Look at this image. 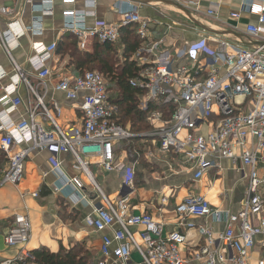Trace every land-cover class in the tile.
<instances>
[{
	"label": "built area",
	"instance_id": "built-area-1",
	"mask_svg": "<svg viewBox=\"0 0 264 264\" xmlns=\"http://www.w3.org/2000/svg\"><path fill=\"white\" fill-rule=\"evenodd\" d=\"M25 1L32 7L39 5L37 10L41 15L34 17L27 26L17 21L8 23L2 32L3 46L8 53L25 32L41 34L44 31L45 18L53 14L55 1L65 5L71 0ZM257 7L256 22L247 24L245 30L251 37L262 35L261 45L247 48L219 40V48L213 50L206 38H201L178 50L176 55L158 51L155 42L143 45L136 55L142 62L130 84L142 91L140 106L146 110L147 120L153 125L146 134L158 140L159 149L171 152L187 163L194 181H199L215 166V159L219 157L230 159L237 171L247 175L244 205L236 213L213 208L201 193H189L176 204L175 212L181 217H210L223 225L221 230L215 231L187 222V228H195L202 237V244L189 256L181 253V247L186 243V235L181 230L165 232L163 224L153 215L129 213V194L120 196L114 204L93 183L89 172L92 164L107 172L125 170V186L132 185L134 175L132 168H126L117 159L115 147L135 133L117 122V105L110 102L107 80L97 70L62 76L54 85V89L63 92L67 99L80 100L78 124L61 126L56 120L61 115V107L52 103L53 115L42 97L36 95L37 106L50 121V127L46 128L35 119V111L19 121H13L9 116L21 103L18 97L11 98V95L21 81H27L15 64L13 81L0 88V103L4 106L0 111V150L8 159V168L0 171V183L19 182L26 157L33 149L48 151L55 166L59 165V154H70L71 167L88 176L103 200L94 215L85 217V223L96 231L117 225L113 228V236H102V258L96 264H107L110 257L120 264H128L133 249L140 255V261L134 264H250L257 243L263 254L256 259V264H264V175L258 173V163L264 152V2ZM11 12L7 6L0 7L2 14ZM93 13L87 9L62 10L63 27L77 36L81 49L86 48L89 40L113 43L123 27L133 25L143 42L149 37V20L140 16L137 7L120 8L116 22L98 27L88 26L85 22L86 16ZM207 13L211 15L214 11L209 9ZM230 15L239 17L237 12ZM55 49V42L33 43L34 54L29 63L38 71L39 77L49 75L45 64ZM149 54L154 57L149 58ZM179 57L184 61L174 65ZM5 75V71L0 73V78ZM150 104L156 107L151 109ZM166 112L170 115L167 119L164 118ZM70 183L76 188L83 186L78 176L71 177ZM132 227L140 228V240L135 237ZM29 237L28 215L14 214L4 240L9 246H21L18 258L21 262L33 259L25 247ZM113 242L115 247H111ZM0 264H9V261Z\"/></svg>",
	"mask_w": 264,
	"mask_h": 264
},
{
	"label": "crops",
	"instance_id": "crops-1",
	"mask_svg": "<svg viewBox=\"0 0 264 264\" xmlns=\"http://www.w3.org/2000/svg\"><path fill=\"white\" fill-rule=\"evenodd\" d=\"M262 2L264 0H189V2L185 0H71L62 5L60 1H55L53 14L45 18L44 31L41 34L25 32L18 38L17 45L8 53L2 39V32L6 30L8 23L17 21L27 26L41 13L37 10L39 5L32 7L25 0H0V7L7 6L12 9L10 14L0 13V73L4 71L7 73L0 78V88L13 81L15 64L25 74L27 80L21 81L16 92L11 95V98L18 97L21 103L9 116L13 121H19L35 111V119L43 127L49 128V118L37 106L36 95H38L42 97L44 105L50 109L51 114L54 115L52 103H57L61 107V115L56 117L61 126L78 124L81 119L80 100L67 99L63 92L54 89L55 83L62 76L80 75L101 60L102 64L110 66L104 59L108 54L117 53L119 61L116 60V64L124 61L125 45L121 33L113 43L89 40L86 48L81 49L78 47L77 36L63 27V9L93 11L92 15L86 16L85 22L88 26L98 27L104 23L116 22L120 8L137 7L140 16L148 19L150 26L149 37L145 42L138 37L136 26L130 27L140 43L130 60L135 61L139 71L142 61L136 56L137 52L143 45H150L153 42L157 43L158 51H170L175 55L178 50L184 49L186 45L201 38H206L208 46L213 50L219 48V40H226L247 48L257 45L262 35L251 37L245 29L247 24L256 22L257 6ZM250 6H252L251 12ZM209 9L214 13L208 14ZM231 12L239 13V17H232ZM71 40H75L79 52L89 55V62L83 63L81 60H76L66 50L57 52L56 47L52 57L45 64L50 71L49 75L39 77L38 71L29 63V58L34 54L33 43L47 45L55 42L62 49L64 43ZM153 57L154 55L149 54V58ZM179 58L174 65L184 61L182 57ZM93 69L99 71L96 66ZM105 78L109 89V79L106 76ZM142 98L141 93L138 96V108L146 112L140 106ZM3 107L0 103V111ZM169 117V113L166 112L164 118ZM148 123L151 126L149 131L136 133L132 131L130 122H127L124 126L135 134L117 143L115 147L117 159L124 163L126 168L134 170L131 186L124 184L125 170L107 172L99 165L92 164L89 165L90 176L93 183L112 203L115 204L120 196L129 194V213L146 212L153 215L163 224L165 232L181 230L186 235V243L181 247V253L189 256L193 249L202 244V237L195 228H187V222L208 226L215 231L221 230L223 225L210 217H181L175 212L176 204L189 193H201L213 208L236 213L244 205L247 175L245 172L237 171L230 159L219 157L215 159V166L210 168L199 181H194L192 170L187 163L171 152L160 150L158 140L146 134L153 129V125L149 121ZM139 135L144 136L139 137ZM134 138H137L136 144L140 152H137V159L129 160L124 145ZM24 146L20 145V147ZM58 162L59 165L55 166L48 151L33 149L26 157L24 172L19 182L0 183V263L9 261V264H33L31 260L19 261L21 246H9L4 240L13 215L17 213H25L29 218L30 237L25 247L30 253L40 247H45L51 252H57L60 248L69 250L78 247L82 253L86 254L91 264H96L102 258L100 252L102 236L104 234L113 236V228L117 225L104 231H96L93 227L87 226L85 217L94 215L95 209L103 204L100 193L95 190L93 183L84 172L76 171L71 167L70 154H59ZM6 168H8V159L0 150V171ZM258 173L264 175V152L258 163ZM73 176L79 177L83 183L81 188H76L70 183V178ZM35 193L37 194L34 195ZM131 230L140 240L138 234L140 228L132 227ZM259 239L260 237L258 241ZM115 246L116 243L113 242L111 247ZM262 254L263 249L257 243L250 264H256V259ZM138 261H140V255L133 249L128 264ZM107 264L120 263L110 257Z\"/></svg>",
	"mask_w": 264,
	"mask_h": 264
},
{
	"label": "trees",
	"instance_id": "trees-1",
	"mask_svg": "<svg viewBox=\"0 0 264 264\" xmlns=\"http://www.w3.org/2000/svg\"><path fill=\"white\" fill-rule=\"evenodd\" d=\"M130 27L131 26L123 27L120 32L125 45L123 51L124 61L116 64V60L113 62L107 57H103L109 62L110 66L102 64V60L96 63L95 66L109 79V100L111 103L117 105V122L123 126L126 125L127 122H130L132 131L138 133L142 131L141 127L144 126V124L146 126L144 129H149L151 126L147 121V112L138 108V96L142 91L138 87H133L130 84V80L135 78L138 74V67L134 60H130V57L137 51L140 44L138 38L133 34L134 30ZM56 47L57 52L66 50V52H69L76 60H81L83 63L89 62V55L77 50L75 40L64 43L62 49H60L59 45H56ZM110 56H112V54ZM95 66H90L88 68H90L89 70H95L93 69ZM155 107L156 106L153 105L151 109ZM136 140L137 138H134L130 140V143L124 145L129 160L138 158L136 155L137 152H140V149L136 144ZM76 249H79V251ZM31 254L33 255V259L31 260L33 264H91L86 254L82 253L78 247H73L69 250L60 248L57 252H51L45 247H40L31 251Z\"/></svg>",
	"mask_w": 264,
	"mask_h": 264
},
{
	"label": "rangeland",
	"instance_id": "rangeland-1",
	"mask_svg": "<svg viewBox=\"0 0 264 264\" xmlns=\"http://www.w3.org/2000/svg\"><path fill=\"white\" fill-rule=\"evenodd\" d=\"M106 57H107L109 60L113 61V62H114V60L119 61V56H117V53L113 54L112 56L108 55V56H106ZM87 70H89V69H87ZM145 127H146L145 124H144V126L141 127L142 131H149V129H144ZM135 236H136V235H135ZM136 238H137V240H139L138 237H136ZM76 250L79 251V249H76Z\"/></svg>",
	"mask_w": 264,
	"mask_h": 264
},
{
	"label": "water",
	"instance_id": "water-1",
	"mask_svg": "<svg viewBox=\"0 0 264 264\" xmlns=\"http://www.w3.org/2000/svg\"><path fill=\"white\" fill-rule=\"evenodd\" d=\"M257 45H261L262 43L261 42H257L256 43ZM144 135H139V137H143Z\"/></svg>",
	"mask_w": 264,
	"mask_h": 264
}]
</instances>
